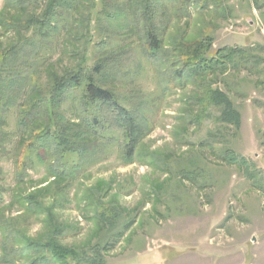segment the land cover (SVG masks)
Returning <instances> with one entry per match:
<instances>
[{"label": "rangeland", "instance_id": "rangeland-1", "mask_svg": "<svg viewBox=\"0 0 264 264\" xmlns=\"http://www.w3.org/2000/svg\"><path fill=\"white\" fill-rule=\"evenodd\" d=\"M137 2L81 0L43 48L8 66L7 49L35 32L0 23V78H15L18 90L17 100L4 94L0 101V216L33 239L58 225L60 244L80 256L97 247L107 264H264V190L241 161L224 157L232 150L246 159L264 186V0H207L204 7L166 1L157 16L159 63L133 23ZM4 5L0 0V12ZM35 7L23 16L24 10L10 12L26 20L42 14ZM209 37L208 58L223 48L243 53L205 77L171 79L177 64L193 59L191 47ZM101 60L102 84L147 120L134 161L122 156L114 128L95 137L88 153H69L62 162L53 150L29 156L32 130L19 121L32 89L44 93L81 65L92 70ZM215 89L241 113L239 128L209 103ZM75 94L62 110L82 128ZM53 164L67 177L56 180ZM30 194L43 206L31 213ZM0 264L7 263L0 257Z\"/></svg>", "mask_w": 264, "mask_h": 264}, {"label": "trees", "instance_id": "trees-1", "mask_svg": "<svg viewBox=\"0 0 264 264\" xmlns=\"http://www.w3.org/2000/svg\"><path fill=\"white\" fill-rule=\"evenodd\" d=\"M166 1L171 0H141L137 2L135 8L133 6L131 10L129 9L134 15V25L137 26L146 42V52L156 63L161 61V28L157 24V16L160 7ZM206 1L196 0L197 3H201L202 7L205 6ZM80 2L81 0H4L5 5L0 12L1 25L16 32L20 29L35 32L32 38L25 36L22 41L7 49L4 65L15 64L20 56L32 54L43 48L48 38L61 30V23L70 18ZM29 6L41 8L42 14L34 12L28 15L26 20H19V18L15 19L16 14L10 12L13 9L24 10L21 13L23 16L26 14L25 9ZM211 45L212 38L210 37L194 44L191 47L193 59L177 64L179 67L172 71L171 79L182 83L191 78L205 77L220 67H226L229 62L235 60L237 55L243 53V50L238 52L233 48H223L218 51L217 56L208 58L205 53ZM105 68L106 65L102 60L92 70H87L81 65L74 73L60 79L56 78L54 85L48 91L44 90V93L43 89H38L37 85L32 89L28 102L23 104L25 106L19 121L22 128L32 130L31 142L28 145L29 156L34 150H37L38 154L41 149L48 154L53 150L59 156L57 159H61L59 161L62 162L69 153L80 155L88 153L90 148L94 149L95 142L90 146L89 143L95 137L100 136L102 131L107 132L114 128L119 132L122 156L128 162L134 161L136 149L148 130L147 120L121 104L114 90L102 84V80L107 77ZM96 74L98 77H95ZM16 86L15 78L9 76L0 78V101L4 94H9L11 101L18 98ZM78 91L80 93L79 123L82 128H75L74 124L66 120L65 111L62 110L67 98L73 102L76 100L77 94L75 93ZM204 99L205 96H202L200 101ZM208 101L213 107L220 109L222 121L232 123L237 128L240 127L241 113L234 108L225 92L220 89L213 90L208 96ZM0 120L3 122L2 117ZM2 137L3 133L0 131V140ZM224 157L229 161H241L249 176L256 179L254 185L264 190L262 182L258 179L260 175L252 170L253 165L246 159L240 160L232 150L225 153ZM50 172L56 180L68 175L54 164ZM27 197L26 208L30 213L38 207H43L34 194ZM2 202L0 192V211ZM50 216L54 217L51 214ZM57 226L54 225V231L48 233L43 239H33L20 234L16 228H10L5 217L0 216V254H2L0 257L2 261L7 264H107L101 250L97 247L94 248L93 255L80 256L78 251L60 244L57 241V235L62 234L63 230Z\"/></svg>", "mask_w": 264, "mask_h": 264}]
</instances>
